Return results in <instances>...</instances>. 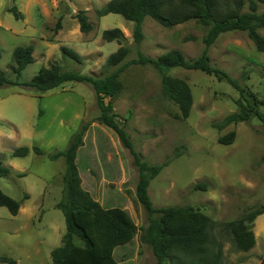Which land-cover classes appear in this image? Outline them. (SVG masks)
Instances as JSON below:
<instances>
[{
    "label": "rangeland",
    "instance_id": "1",
    "mask_svg": "<svg viewBox=\"0 0 264 264\" xmlns=\"http://www.w3.org/2000/svg\"><path fill=\"white\" fill-rule=\"evenodd\" d=\"M109 1L0 0V71L15 83L0 88V162L12 169L10 176H0V190L21 206L17 216L0 208V264H9L2 258L17 264H52L51 252L62 245L66 232L65 217L56 208L66 164L64 158L52 161L49 155L65 151L84 125L88 130L77 155L82 187L103 207L126 210L138 227L132 243L116 248L115 260L118 264H159L152 248L141 240L149 216L137 198L135 158L112 129L99 124L101 111L93 87L68 82L40 93L26 86L42 68L55 63L64 71L95 78L116 72L120 66L106 64L120 46L103 39L104 31L116 28L124 33V45L130 51L123 64L140 54L157 58L172 49L181 50L187 59L203 53L207 27L193 20L165 28L147 17L145 39L137 44L134 22L119 14L99 17ZM13 6L24 14V20L9 12ZM80 11L93 25L89 33L80 30L75 18ZM259 12H264V5ZM260 33L264 36V29ZM27 46L34 48L35 61L18 76L14 51ZM64 47L81 55L83 62L65 57ZM208 53L211 65L235 79L244 96L226 80L201 71L168 70L170 76L186 80L194 96L189 118L178 119V105L162 94V72L150 64H131L120 73L124 90L114 101V111L143 161L161 165L172 158L150 183L153 205L193 206L216 221V238L224 251L222 264H261L264 214L252 225L256 244L248 252L237 250L230 235H221V229L264 205V124L253 117L222 130L216 125L238 112L237 103H245V98L259 103L264 114V52L257 50L247 32L237 31L222 34ZM232 131L237 134L235 142L220 144L219 138ZM23 147L31 149L30 154L13 157ZM34 147L44 155L35 154Z\"/></svg>",
    "mask_w": 264,
    "mask_h": 264
},
{
    "label": "trees",
    "instance_id": "2",
    "mask_svg": "<svg viewBox=\"0 0 264 264\" xmlns=\"http://www.w3.org/2000/svg\"><path fill=\"white\" fill-rule=\"evenodd\" d=\"M261 5H264V0H111L98 12L99 17L119 14L126 20L134 22L133 37L137 44H141L145 39L143 22L147 17L165 28H173L194 20L209 29L204 38L203 53L197 59H187L181 50L172 49L157 58L140 54L138 59L123 64L130 51L124 45L126 42L124 33L116 28L103 33L105 41H116L120 46L118 51L107 59L106 64L108 67L120 66L116 72L105 78H95L64 71L55 63L48 68H42L31 82L26 84L40 93H46L68 82L86 83L93 87L101 111L98 117L99 124L112 129L122 145L135 158V164L139 169L137 198L149 216V225L144 230L141 240L152 248L159 264H222L223 244L217 240L215 234L219 224L193 206L156 208L153 205L149 195L150 183L170 164L172 158L161 165H150L143 161L135 150L125 129V123L119 120L118 114L114 111V101L124 90L120 73L131 64H150L161 71L162 94L164 98L178 105L180 114L176 115V118L182 120H186L191 114L194 104L193 92L186 80L170 76L167 74L168 70L181 68L201 71L215 76L220 81L226 80L244 96L245 92L235 79L222 69L211 65L208 51L222 34L239 31L247 32L257 50L264 52V36L260 33V30L264 29V12H259ZM9 12L18 20L25 19L24 14L16 6ZM75 18L83 33L92 31L93 25L84 11L78 12ZM62 52L65 57L79 64L83 62L82 56L71 49L64 47ZM14 60L16 63L14 72L20 76L34 63V48L32 46L16 48ZM13 84L15 83L8 80L0 71V88ZM244 100L245 103L244 101L237 103L239 111L228 116L222 124L216 125V128L222 130L233 123L250 121L253 117L259 118L264 124V114L258 109L259 103H251L246 98ZM87 130L88 126L84 125L74 135L65 151L49 155L52 161L64 158L66 164L62 197L56 205L65 217L66 232L62 238V245L51 252L52 264H118L114 257L116 248L132 243L138 232L137 225L126 210L103 207L82 187L77 155L79 149L84 146ZM236 135V132L232 131L221 136L219 143L232 145ZM32 151L38 156L44 155L38 147H34ZM30 152L31 149L23 147L16 149L12 155L15 158H23ZM11 174L12 169L0 162V176L8 177ZM2 207H6L12 216H17L21 209L18 201L0 190V208ZM263 214L264 205L251 209L240 219L223 225L221 235H230L237 250L248 252L256 244L252 225ZM1 261L17 264L15 260L8 258H2ZM261 264H264V258Z\"/></svg>",
    "mask_w": 264,
    "mask_h": 264
}]
</instances>
